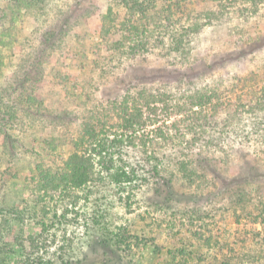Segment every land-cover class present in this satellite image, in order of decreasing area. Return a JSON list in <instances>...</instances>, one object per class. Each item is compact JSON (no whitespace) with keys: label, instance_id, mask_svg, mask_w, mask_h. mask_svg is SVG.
Masks as SVG:
<instances>
[{"label":"rangeland","instance_id":"rangeland-1","mask_svg":"<svg viewBox=\"0 0 264 264\" xmlns=\"http://www.w3.org/2000/svg\"><path fill=\"white\" fill-rule=\"evenodd\" d=\"M142 2L0 0V264H264V117L240 105L254 90L264 96V0ZM165 16L180 31L196 27L179 52ZM128 20L150 25L139 36L118 30ZM126 89L216 90L239 110L232 122L224 118L237 107L218 111L213 143L185 136L191 146L177 156L196 172L170 168L176 194L152 199V181L128 206L107 182L88 196L78 189L64 216L61 188L35 202L39 171H65L84 122H116ZM122 234L116 255L97 244Z\"/></svg>","mask_w":264,"mask_h":264},{"label":"trees","instance_id":"trees-1","mask_svg":"<svg viewBox=\"0 0 264 264\" xmlns=\"http://www.w3.org/2000/svg\"><path fill=\"white\" fill-rule=\"evenodd\" d=\"M30 1L34 2V0ZM132 2L136 6H145L144 2L137 4L140 3V0H132ZM148 8L145 7V10ZM145 10L140 12L145 13ZM165 18L169 22L168 32L171 30L174 33L171 39L172 48L179 52L185 45L183 36H188L196 27L190 26L186 27L184 31H180L181 29L172 28L176 24L172 17L165 16ZM159 20L161 19H157L155 22ZM128 21H133V23L129 24L124 21L119 24L121 28L118 30L123 29L126 25L131 26L128 31L139 36L142 28H147L150 25L138 24L135 20ZM148 29H145L146 32L151 34L152 31ZM137 44L140 46L139 49H144L148 42L140 38ZM125 91L124 96L121 94L122 97L114 101L120 114V117L117 114L119 119L116 122L111 121L112 119H92L93 116L84 122L82 133L73 143L75 151L66 161L65 171L52 172L51 169L39 171L40 176L37 183L39 184L37 185L39 195H35V202L43 205L41 200H46V195L50 190L61 188L59 198L64 197L66 200V207L61 214L64 216L69 203H73L71 200L79 196L78 189L87 188L86 196H88L94 191L98 193L100 189L107 188V182L118 190L121 202L125 201L128 206H130L129 202L134 197L136 190L143 189L152 181L159 188L151 195V198L156 194L159 197L155 199L167 198L176 194L172 185L174 173L170 168L175 165L179 171H183L186 178L192 177V173L196 172L189 170L192 160H181L177 156L181 153L183 144L186 143L183 149L191 146L190 141H184L185 136L189 135L194 144L199 140L213 143L215 126H217L216 119L221 118L217 114L218 111L224 106L237 107L229 100L220 101L216 90L198 89L187 97H176L171 91L145 90L144 92L139 91L136 96L131 95L132 93L127 89ZM251 94V102L247 103L241 100V107L252 114L264 117V96H260L255 90ZM159 102H161V106L158 105ZM141 103L145 105L146 114L139 107ZM237 110H239L238 107L235 109V113H231L224 119H229V122H232ZM209 132L212 134H208ZM167 148L171 149L170 153L173 155L166 154ZM199 157H203V154L199 153ZM200 160L205 161L203 158ZM169 171L172 173L167 175ZM163 187L164 191H161ZM48 196L55 197L52 191ZM101 198L103 195L102 197L98 196L95 202L98 203ZM39 213L34 212L33 216L35 218L43 216L39 223L44 231L47 229L45 220H48V214L44 211L43 215L40 210ZM53 217H58V209L55 210ZM42 236L39 234L37 237H30L33 248L38 245ZM121 238H123V234L117 235L116 239L112 238L110 241L100 240L97 244L111 252L114 247L121 246L123 240ZM113 254H117L114 249ZM28 258L29 262L24 259L23 264H44L40 257H36L33 261L31 257ZM119 260L121 262L122 257L118 258ZM61 264H72V262L64 260Z\"/></svg>","mask_w":264,"mask_h":264}]
</instances>
